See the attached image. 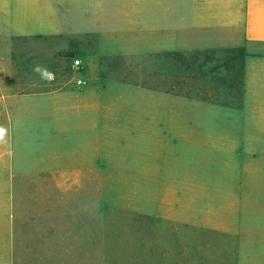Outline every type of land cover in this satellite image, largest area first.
I'll return each instance as SVG.
<instances>
[{"label": "crops", "instance_id": "crops-1", "mask_svg": "<svg viewBox=\"0 0 264 264\" xmlns=\"http://www.w3.org/2000/svg\"><path fill=\"white\" fill-rule=\"evenodd\" d=\"M234 49L239 107L208 100V78L168 91L115 71ZM0 129V181L155 183L146 195L188 198L211 264H264V0H0ZM14 203L0 188V264L20 253Z\"/></svg>", "mask_w": 264, "mask_h": 264}, {"label": "rangeland", "instance_id": "rangeland-1", "mask_svg": "<svg viewBox=\"0 0 264 264\" xmlns=\"http://www.w3.org/2000/svg\"><path fill=\"white\" fill-rule=\"evenodd\" d=\"M206 56H198V64L204 65L196 74L197 88L207 78L239 77L224 67L209 76L222 64L224 54L216 53L210 63H204ZM163 59L149 60L148 69L115 71L126 79H146L156 86L164 83V88L173 78H186ZM20 66L23 77L27 74L33 81L41 77L26 61ZM64 66L60 72L66 73ZM111 167L115 173L120 172L116 168H124ZM151 185L158 189L146 181H0V188L13 190L21 216L17 222L20 253L13 256V264H211L204 256L203 229L190 228L188 198L146 195ZM41 205L48 206L46 213L38 208Z\"/></svg>", "mask_w": 264, "mask_h": 264}, {"label": "trees", "instance_id": "trees-1", "mask_svg": "<svg viewBox=\"0 0 264 264\" xmlns=\"http://www.w3.org/2000/svg\"><path fill=\"white\" fill-rule=\"evenodd\" d=\"M224 54L223 62L219 66H215L210 72L209 75H213L219 68L224 67L230 74L236 72L239 74L237 79H234L232 76L221 80L215 77H212L208 81L207 85L210 89V92L202 91L206 95V98L210 101H214L220 104L227 105H242V95H243V65L245 60V50L244 49H234L227 50L222 52ZM200 53H189V54H166L163 56V60L168 63L172 68L176 67L183 73L186 78L181 80L180 77L173 78L171 83L166 86L168 91H173L179 89L180 91L184 90L189 85L196 86L197 71H200L203 68L204 64H198ZM206 59L204 63H210L215 60L216 52L206 53ZM202 76V75H201ZM220 86L223 91H220ZM240 87V89H238ZM208 93H211V96L208 97Z\"/></svg>", "mask_w": 264, "mask_h": 264}, {"label": "built area", "instance_id": "built-area-1", "mask_svg": "<svg viewBox=\"0 0 264 264\" xmlns=\"http://www.w3.org/2000/svg\"><path fill=\"white\" fill-rule=\"evenodd\" d=\"M71 68H72L73 73L79 74L83 68V63H82L81 59H79L77 57H73L71 59ZM76 84L78 86H82V85L86 84V81L83 80L82 78H78V79H76Z\"/></svg>", "mask_w": 264, "mask_h": 264}, {"label": "clouds", "instance_id": "clouds-1", "mask_svg": "<svg viewBox=\"0 0 264 264\" xmlns=\"http://www.w3.org/2000/svg\"><path fill=\"white\" fill-rule=\"evenodd\" d=\"M33 71L39 73L41 75V77L44 78V79H47L48 76L50 75V73L48 72V70L42 69L39 65H36L33 68ZM2 132H3V130L0 129V134H2Z\"/></svg>", "mask_w": 264, "mask_h": 264}]
</instances>
